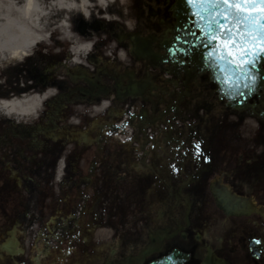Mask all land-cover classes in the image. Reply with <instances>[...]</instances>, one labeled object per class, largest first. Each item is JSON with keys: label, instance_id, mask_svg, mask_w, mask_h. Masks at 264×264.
<instances>
[{"label": "flooded vegetation", "instance_id": "1", "mask_svg": "<svg viewBox=\"0 0 264 264\" xmlns=\"http://www.w3.org/2000/svg\"><path fill=\"white\" fill-rule=\"evenodd\" d=\"M175 6L36 45L28 88L49 94L0 115V264H264V82L230 97Z\"/></svg>", "mask_w": 264, "mask_h": 264}, {"label": "bare ground", "instance_id": "2", "mask_svg": "<svg viewBox=\"0 0 264 264\" xmlns=\"http://www.w3.org/2000/svg\"><path fill=\"white\" fill-rule=\"evenodd\" d=\"M122 8L120 0H0V73L29 56L36 45L44 43L48 34L58 27L64 30L65 38L72 39L74 29L90 25L99 16L119 19ZM8 12L18 17L11 19ZM77 33L81 32L77 29ZM89 47L86 42L79 44L75 55L84 53ZM48 94L28 90L2 99L0 115L9 120L26 121L38 113Z\"/></svg>", "mask_w": 264, "mask_h": 264}, {"label": "snow or ice", "instance_id": "3", "mask_svg": "<svg viewBox=\"0 0 264 264\" xmlns=\"http://www.w3.org/2000/svg\"><path fill=\"white\" fill-rule=\"evenodd\" d=\"M187 5L198 9L194 15L204 21L201 29L208 43L216 47L207 53L209 60L225 74L227 86L236 87L241 81L248 92L256 90L264 79L254 71L264 58V0H186ZM111 135V133H109ZM259 243V241H257Z\"/></svg>", "mask_w": 264, "mask_h": 264}, {"label": "water", "instance_id": "4", "mask_svg": "<svg viewBox=\"0 0 264 264\" xmlns=\"http://www.w3.org/2000/svg\"><path fill=\"white\" fill-rule=\"evenodd\" d=\"M177 9H178V12L181 15H183L184 18H186V19H188L190 16L194 17L195 18V26H196V28L201 30L204 27V21H202L199 16L194 15V13L198 11V9L188 6L186 0H177ZM215 47H216L215 43H211V44L208 43V37L202 31V39L199 41V53H200V56L203 59V61L206 63L207 68H209V69L211 68V69H213L216 72L218 81L222 85L227 86L225 84V82H224L225 74L221 73V71L217 67V61H215L214 59L213 60H209L208 57H207V53L212 51ZM263 65H264V58H262L261 62L257 64V67L254 70V71L258 72L261 77H264V71L262 69ZM263 82H264V79H261V80L258 81L256 90H257L258 87L261 86V84ZM226 90L230 94L233 95V98H235L237 96H240V93H244V92H248L249 91L248 89H246L244 87V82L243 81H241L236 87H231L230 88L229 86H227ZM254 92H252V93H254Z\"/></svg>", "mask_w": 264, "mask_h": 264}, {"label": "rangeland", "instance_id": "5", "mask_svg": "<svg viewBox=\"0 0 264 264\" xmlns=\"http://www.w3.org/2000/svg\"><path fill=\"white\" fill-rule=\"evenodd\" d=\"M120 1L122 3L123 8H124V10H123V8H122V10H120L121 16L124 15V17H126V15L129 13V10H130V2H131V0H120ZM4 4H6L8 6L11 5L9 2H5V1H4ZM9 17L11 19L17 18L18 17V14L16 15V14H13V13H9ZM62 32H64V30H62L59 27L55 31V33H62ZM49 34H51V33H49ZM47 41H49V40H47ZM35 58H36V55L35 54L33 56H29V57H25L24 56L23 58H21V60L24 62V65H25V68L24 69L25 70L27 69L26 74L23 75L17 81L16 78L14 76H12V73L10 72V74L8 76L9 77V88L10 89L12 87H14V84H17L18 83V85H24L25 86L24 87L25 91L29 90V89H27V86L30 87L31 86V83L34 82L32 77H33V74H34L33 73L34 72V70H33V65H34L33 59H35ZM29 73H31V74H29ZM11 92H13V91H11Z\"/></svg>", "mask_w": 264, "mask_h": 264}]
</instances>
